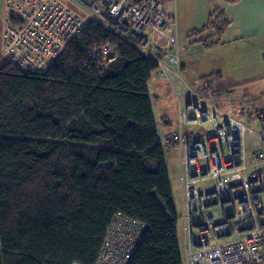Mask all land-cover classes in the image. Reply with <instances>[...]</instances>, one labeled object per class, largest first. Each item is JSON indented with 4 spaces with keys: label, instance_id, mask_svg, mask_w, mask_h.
<instances>
[{
    "label": "trees",
    "instance_id": "trees-1",
    "mask_svg": "<svg viewBox=\"0 0 264 264\" xmlns=\"http://www.w3.org/2000/svg\"><path fill=\"white\" fill-rule=\"evenodd\" d=\"M228 23L214 6L190 35L207 47ZM107 42L117 58L92 64ZM158 67L96 22L45 72L0 67V264H97L121 220L141 233L126 264H184L166 155L178 146L161 141L149 89Z\"/></svg>",
    "mask_w": 264,
    "mask_h": 264
},
{
    "label": "built area",
    "instance_id": "built-area-1",
    "mask_svg": "<svg viewBox=\"0 0 264 264\" xmlns=\"http://www.w3.org/2000/svg\"><path fill=\"white\" fill-rule=\"evenodd\" d=\"M5 7L4 52L26 71L45 72L91 22L154 58L160 76L171 80L154 48L166 51L175 73L181 69L173 0H5ZM89 55L92 64L111 63L118 45H95ZM180 85L178 129L163 142L180 149L184 264H264V153L255 150L247 162V133L264 140V110L257 112L256 126L199 96L184 80ZM205 181L211 186L201 187ZM126 225L113 224L97 264L127 263L141 233Z\"/></svg>",
    "mask_w": 264,
    "mask_h": 264
},
{
    "label": "crops",
    "instance_id": "crops-1",
    "mask_svg": "<svg viewBox=\"0 0 264 264\" xmlns=\"http://www.w3.org/2000/svg\"><path fill=\"white\" fill-rule=\"evenodd\" d=\"M215 6L219 8L222 7L229 19V23L217 43L206 47L203 43L194 41L191 35H187L186 37V31H181V26L178 22L179 41L182 46L181 60L183 64L184 80L192 91L199 92L205 89L211 92L212 95H217L221 90L237 89L239 93L245 95V98H248L247 96L250 95L253 96L255 100L251 101L259 104V86L261 88L264 86V84H261V80L264 79V72L259 73L258 68H253V73L243 70L247 69L255 60L259 63L258 57H256L255 60L253 57H249L250 51L247 47L252 45L259 46V44L264 46V0H237L233 3L216 0ZM8 15L9 10L5 7V0H0V67L7 62V56L3 48V37L5 29L4 22ZM195 50L199 51L194 52ZM197 54H200V57L197 58ZM162 62L166 65L170 76L176 80L177 77L174 65L171 64L166 57L162 58ZM248 62L250 63L249 66L246 65ZM158 71L159 69L157 68L149 80L151 97L152 86L155 85L153 80L157 78L159 80L167 79L170 84L167 86H171L174 90L176 89L173 87L172 80L160 76ZM204 83L205 85L203 86L202 84ZM179 87L181 89V85H179ZM223 87L224 89H221ZM156 88L158 90V86H156ZM231 95H233V92H230L229 96ZM158 96H160V94L158 92L155 93V98ZM241 98L240 95H238L237 98H231V104H234V101L241 104ZM184 100H186L185 96H183V101ZM227 106H229V108L238 109L240 112H243L244 109L230 105V103H228ZM163 109L161 119L164 121L163 117L165 118V121L162 122L166 130L164 131V136H160L161 141H163L169 133L176 131L178 128L179 97L177 98L175 110L171 111L167 107ZM255 109L261 110L263 108L259 109L256 107L253 110ZM253 110H248L246 112V119L243 120L252 122L258 126V122L253 120ZM250 111L252 112L248 113ZM170 153H174L177 157L174 166L175 171L172 170L173 166L170 165L171 163L169 164V160L171 159ZM166 155L173 196L180 219V231L182 233H179L184 251L185 235L183 223L180 218L183 210L180 149L178 147H171L168 149Z\"/></svg>",
    "mask_w": 264,
    "mask_h": 264
},
{
    "label": "rangeland",
    "instance_id": "rangeland-1",
    "mask_svg": "<svg viewBox=\"0 0 264 264\" xmlns=\"http://www.w3.org/2000/svg\"><path fill=\"white\" fill-rule=\"evenodd\" d=\"M215 1L216 0H173L177 14H178V19H179V24L181 26V31H186V37L187 35H190V31L194 30L195 33L201 32L203 29L204 25L208 23L210 20V8L215 6ZM92 23V22H91ZM193 33V32H191ZM207 33L204 32V34ZM203 34V35H204ZM202 36V34H200ZM191 38H193L191 36ZM134 47V46H133ZM250 51L249 57H253L254 60L256 57L259 59V63L255 60L253 64L250 65L248 62L246 65L249 66L247 69H244L243 71L251 72L253 73V68H258L259 73L264 72V46L260 45L259 46H248L247 47ZM246 48V49H247ZM156 49V48H154ZM152 49V51L157 54L159 58L162 56H165L166 51H156ZM199 50H195L194 52H198ZM197 58L200 57V54H197ZM154 59V58H153ZM165 65V64H164ZM166 66V65H165ZM167 68V67H166ZM168 70V69H167ZM176 71V69H175ZM169 73V71H168ZM170 76V74H169ZM176 80L172 76H170V79L172 80L173 87H175L176 91L174 88L172 89L169 81L167 79L164 80H159L154 79L153 82H155V85L152 86V97H153V102H154V111L156 112V119H157V125L159 128V134L161 137L164 135V131L166 130L163 126V122L161 119L162 116V109L167 107L169 110L173 111L176 109L177 106V93L180 91L179 85L181 84V81L184 80V74H183V64L181 65L180 71L177 73L176 72ZM209 81V79H208ZM261 84H264V79L261 80ZM184 83L186 84L185 80ZM187 85V84H186ZM203 86L205 85L202 84ZM260 85V82H259ZM158 86V90L156 88ZM171 87V88H170ZM188 87V86H187ZM208 87V86H206ZM189 88V87H188ZM221 89H224L221 88ZM237 89H226V90H221L218 92L217 95H212L211 92L206 91L203 89V91H194L196 94L199 96L205 98L206 100L220 106L224 110H228L235 114L236 116L246 119V112L248 110H253L254 108H264V86L262 88L259 86V104L252 102L251 100H255L253 96H247L248 98H245V95L239 93V90ZM159 93L160 96L155 98V93ZM230 92H233V95H230ZM240 95L242 97L240 99V103H236L234 101V104H231V98H237V96ZM228 103L230 105H234L239 108H244L243 112H240L238 109H233L229 108ZM240 105V106H239ZM259 106V107H258ZM164 110V109H163ZM258 110V109H257ZM191 127H196L198 126L196 123H193L190 125ZM255 150H259L264 152V141L262 139H258L255 137V135L252 132L247 133V162L250 163L252 160V155ZM171 159L169 160V164L172 167V170L175 171L174 166L177 160V157L175 156L174 153H170ZM252 169H250L251 171ZM249 171V172H250ZM175 178V176H174ZM182 185V183H181ZM211 182L210 181H205L202 183L201 187H210ZM180 233H182L180 231Z\"/></svg>",
    "mask_w": 264,
    "mask_h": 264
}]
</instances>
